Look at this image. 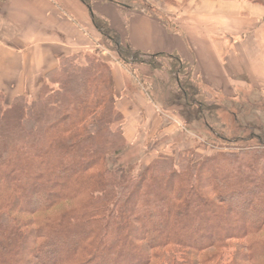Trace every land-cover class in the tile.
<instances>
[{
    "label": "trees",
    "instance_id": "trees-1",
    "mask_svg": "<svg viewBox=\"0 0 264 264\" xmlns=\"http://www.w3.org/2000/svg\"><path fill=\"white\" fill-rule=\"evenodd\" d=\"M80 1L120 63L174 61L185 104L210 111L189 99L202 88L188 72L180 79L177 55L123 46ZM38 93L5 103L0 92V264H264L261 135L240 136L256 144L237 152L184 150L176 164L162 157L133 174L107 162L128 145L110 63L62 57Z\"/></svg>",
    "mask_w": 264,
    "mask_h": 264
},
{
    "label": "crops",
    "instance_id": "crops-1",
    "mask_svg": "<svg viewBox=\"0 0 264 264\" xmlns=\"http://www.w3.org/2000/svg\"><path fill=\"white\" fill-rule=\"evenodd\" d=\"M185 3L171 5L166 19L122 0H91V10L107 22L123 46L147 54L177 55L204 93L212 90L233 98L254 94L261 101L264 0ZM102 41L80 0H0V92L5 101L35 95L62 57L97 53ZM109 63L127 144H151L147 151L153 156L167 151L168 137L180 123L172 119L163 124L170 107H160L143 88L152 83L150 74L158 84L167 81L156 76L161 69L125 66L118 60ZM141 73L144 80H139ZM156 141L159 145L154 146Z\"/></svg>",
    "mask_w": 264,
    "mask_h": 264
},
{
    "label": "rangeland",
    "instance_id": "rangeland-1",
    "mask_svg": "<svg viewBox=\"0 0 264 264\" xmlns=\"http://www.w3.org/2000/svg\"><path fill=\"white\" fill-rule=\"evenodd\" d=\"M122 1L139 9L152 10L158 16L166 19L171 5H183L189 1L193 2V4H198L200 0ZM97 54L108 63L114 60L119 61L118 56L107 48V43L104 39ZM171 62L174 64V61H169L165 57H157V66L155 68L144 65L149 69H161L160 71L157 70L156 76L164 78L167 81L163 84H158L159 82L155 81V76L150 74L153 77L151 78L152 83L150 84L147 80L148 83H145L143 86L144 89H149V93L159 103L160 107H170L167 113L168 116H164L163 124L172 121V119H176L180 123L176 133L168 137L170 139L169 148L166 149L167 151H159L153 156L148 154L147 151V146L150 148L152 147L150 146L151 144L145 146L142 143L127 145L121 154L109 157L107 161L109 166L116 167L123 164L127 170L130 169L133 174H138L152 161L162 157L174 159L173 163L176 164L178 153L184 150H195L200 156H208L218 152H237L239 146H253L256 144L255 138L246 142L239 139L240 136L248 137L250 133H253L261 135L264 139V102H262L264 95L261 97L262 100L258 101V98L254 97V94H252L253 97L239 94L238 97L233 98L231 95L217 94L212 90L211 92L204 93L199 89L197 90V94L196 92H191L192 96L189 99L200 100L206 105L205 108L210 109L209 112L205 111L201 115L198 113L195 105L187 106L185 104L173 77H168L166 72L170 68ZM187 72L188 69L180 73L181 80L189 77ZM143 75V73L139 75V80L145 79ZM195 84L199 86L198 83L195 82ZM38 94L36 93L33 96L28 95V97L34 99ZM254 98L256 99L255 101ZM156 101L155 103H157ZM5 103L9 102L5 101ZM156 145H159V141H156L154 146Z\"/></svg>",
    "mask_w": 264,
    "mask_h": 264
}]
</instances>
